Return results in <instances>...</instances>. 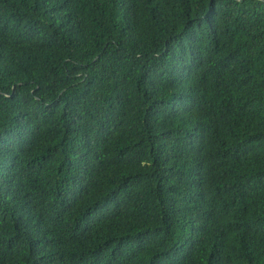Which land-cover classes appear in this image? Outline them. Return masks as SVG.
<instances>
[{
  "label": "trees",
  "instance_id": "trees-1",
  "mask_svg": "<svg viewBox=\"0 0 264 264\" xmlns=\"http://www.w3.org/2000/svg\"><path fill=\"white\" fill-rule=\"evenodd\" d=\"M0 264H264V0H0Z\"/></svg>",
  "mask_w": 264,
  "mask_h": 264
}]
</instances>
